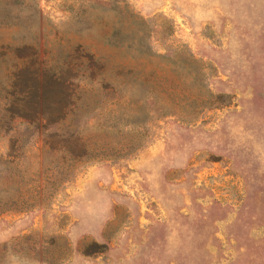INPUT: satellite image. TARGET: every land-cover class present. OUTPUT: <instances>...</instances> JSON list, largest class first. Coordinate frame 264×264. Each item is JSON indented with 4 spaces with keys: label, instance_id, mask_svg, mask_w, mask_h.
Here are the masks:
<instances>
[{
    "label": "rangeland",
    "instance_id": "obj_1",
    "mask_svg": "<svg viewBox=\"0 0 264 264\" xmlns=\"http://www.w3.org/2000/svg\"><path fill=\"white\" fill-rule=\"evenodd\" d=\"M37 74L58 124L21 117ZM0 264H264V0H0Z\"/></svg>",
    "mask_w": 264,
    "mask_h": 264
},
{
    "label": "trees",
    "instance_id": "obj_2",
    "mask_svg": "<svg viewBox=\"0 0 264 264\" xmlns=\"http://www.w3.org/2000/svg\"><path fill=\"white\" fill-rule=\"evenodd\" d=\"M87 54L88 57L95 63H102L101 57H95V54L91 52H88ZM134 70L135 67L128 66L126 76L137 74L136 72H134ZM148 76L141 74L140 77H136L135 82H140L142 84H144V82H150L152 88L159 87L162 84L161 79H152L150 78V74H148ZM35 78L38 82V85L35 89V97L31 99V105L37 107V112L30 116L21 117L26 119L28 118L29 121H34L37 126L41 127H47L50 123H53L52 125L58 124L65 119L68 111L70 112L72 110H68V105H71L72 108L75 107V101L68 104L66 100H64V96L66 99L67 95L66 90H68V87L70 86L64 83V80L63 78H61V76H51L49 85L45 84L44 78L40 76V74H37ZM196 78L197 76H194V79ZM163 81L165 82V78H163ZM71 86L73 87V90L78 89V86L73 83L71 84ZM60 91L62 92V95L59 96ZM163 91L168 94V87L164 88ZM150 95L153 94L150 92ZM26 105L29 104L28 101L25 100L22 103V106ZM56 138L58 137H54L50 141H55ZM43 142V146H45L47 144V141ZM55 143L56 148L54 150L64 151V158H66V155L69 157L67 160L66 168L57 169L55 172H52L49 177L46 178L38 177L34 184H29L28 187L25 186L24 188H22L15 198H10L6 202H4L5 206H2V209H28L34 207L41 208L45 206L46 201L52 192V189H54V187H56L60 183V181H62V179H64L68 175V169L70 165L80 157V155L76 153L75 149L76 145L78 144V139H72V135L66 140H58ZM84 253L86 254L89 252Z\"/></svg>",
    "mask_w": 264,
    "mask_h": 264
}]
</instances>
